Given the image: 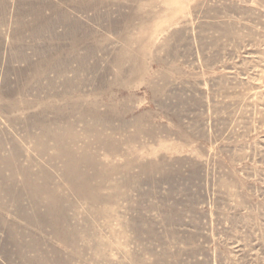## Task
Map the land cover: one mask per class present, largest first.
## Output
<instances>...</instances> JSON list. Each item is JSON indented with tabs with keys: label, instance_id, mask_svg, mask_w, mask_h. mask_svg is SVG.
Returning a JSON list of instances; mask_svg holds the SVG:
<instances>
[{
	"label": "rangeland",
	"instance_id": "1",
	"mask_svg": "<svg viewBox=\"0 0 264 264\" xmlns=\"http://www.w3.org/2000/svg\"><path fill=\"white\" fill-rule=\"evenodd\" d=\"M0 264H264V0H0Z\"/></svg>",
	"mask_w": 264,
	"mask_h": 264
}]
</instances>
